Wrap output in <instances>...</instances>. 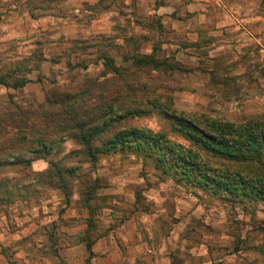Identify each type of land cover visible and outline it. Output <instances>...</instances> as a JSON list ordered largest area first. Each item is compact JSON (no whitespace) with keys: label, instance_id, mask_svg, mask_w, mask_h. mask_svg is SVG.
<instances>
[{"label":"rangeland","instance_id":"374dc122","mask_svg":"<svg viewBox=\"0 0 264 264\" xmlns=\"http://www.w3.org/2000/svg\"><path fill=\"white\" fill-rule=\"evenodd\" d=\"M202 3L250 8L248 30L233 29L228 35L224 30L210 38L207 27L200 31H205V37L193 41L186 32L164 25L155 14L134 13L139 23L134 25L120 1L111 33H82L76 38L58 35L54 39L63 19L74 17L69 0H0V78L5 77L9 84L30 80L23 88L0 86V109L14 104L36 108L55 92L80 88L87 81L95 88L111 84L119 78L108 65L113 60L121 78L136 91L123 93L114 103L115 112L127 118L126 125L166 133L171 140L188 146L190 142L174 131L168 113L176 111L197 122H264V0ZM11 11L33 20L49 15L55 19L45 30L34 22V33L8 38L5 24ZM86 15L80 18L84 23L89 21ZM100 35L105 37L96 38ZM146 55L154 56L156 67L138 66ZM57 61H62L63 67H58L59 71L56 67L55 75L48 73L50 62ZM104 94L97 89L88 94L84 105L90 106V116L102 117L100 104L106 107L103 96L108 97L109 92ZM128 109L138 110L140 115L133 117L126 113ZM31 124L42 122L36 119ZM124 129L127 127H121ZM11 132L20 145L11 154H0V181L12 187L14 200L0 204V220L6 217L10 224V220L31 214H36L35 218L67 214L63 186L57 180L50 183L46 173L52 164L78 166L76 175L66 180L69 201L76 203L86 184L99 180L96 204L102 199L108 205L98 207L101 230L108 224L116 229L124 217H135L146 234L142 242L149 247L146 256H152L156 264H264V200L217 195L173 177L164 180L153 160L132 151L102 155L91 166L70 154L78 146L63 135L46 153H34V146L29 145L34 136L29 134L23 141V136L16 134L18 129ZM203 156L217 171L241 168L257 173L264 169V150L258 159L242 163L206 152Z\"/></svg>","mask_w":264,"mask_h":264},{"label":"trees","instance_id":"16d2710c","mask_svg":"<svg viewBox=\"0 0 264 264\" xmlns=\"http://www.w3.org/2000/svg\"><path fill=\"white\" fill-rule=\"evenodd\" d=\"M102 1L104 4V1L107 0H101V4ZM31 16L34 17V12ZM104 37V35L96 36V38ZM140 64L155 66L157 63L154 61L153 55H146L145 58L138 61V66ZM108 65L119 78L111 84H104L99 87L100 89L90 86L87 81L80 88L71 86L60 92H55L53 97L47 98L45 103H38L36 108L14 104L13 107L0 109V154H11L15 147L20 145L19 141L14 138L15 134H10L15 128L19 132L16 134L23 136V141L27 140L29 134L34 136L33 142L29 141V145L34 146L32 148L34 153H37L38 150L46 153L51 145L63 135L71 137L78 146L70 154L80 157L82 162L89 163L91 166H95L102 155L132 151L153 160L164 180L173 177L217 195L224 194L238 199L246 197L253 200H264V169L257 173L246 172L241 168L217 171L204 160L203 156V152L211 153L215 157L235 163L258 159L264 150V135H262L264 122L249 121L242 125L210 119L197 122L177 114L176 111L172 114L168 113L174 131L190 142V145L183 146L179 142L171 140L166 133H153L144 128L124 124L127 118L125 115L122 116L115 112L114 103L121 98L123 93L136 91L132 89L131 83L128 84L125 78H121V71L115 69L116 65L113 60H109ZM29 81L24 79L9 84L5 77L0 78V84L15 89L24 87ZM94 89H97L100 94L109 92L108 97L103 96V101L107 100L108 102L106 107L100 104L102 117L90 116L88 114L90 106L84 105L88 94L93 93ZM126 113L133 117L140 115L138 110L128 109ZM116 117L120 120L115 119ZM36 119L41 120L42 125L31 124ZM119 121L122 125H118ZM20 124L24 126L20 127ZM121 127H127V129L121 130ZM78 169V166L52 164L47 170L49 182L53 183L57 180L63 186L67 201L71 196L66 182L67 177L75 176ZM99 189V180L87 183L85 191L81 193L79 199L81 205L90 211L88 229L83 237L89 251H92L97 236L95 234V230L97 231L95 216L98 207L108 206L102 202L101 198H99L101 204L100 202L99 205L96 204ZM12 190L6 181H0V204L13 202ZM54 227L46 228V230L51 241L55 244L56 239L52 236ZM53 253L59 257L56 250Z\"/></svg>","mask_w":264,"mask_h":264},{"label":"crops","instance_id":"0c3cea01","mask_svg":"<svg viewBox=\"0 0 264 264\" xmlns=\"http://www.w3.org/2000/svg\"><path fill=\"white\" fill-rule=\"evenodd\" d=\"M120 1L121 8L129 11L133 17L134 25H139L134 13L155 14L164 25L170 26L175 32H186L193 41L205 37V31H200L207 27L210 29V38H215L224 30L228 35L233 29L240 31L239 29L246 28L251 20L248 12L252 11L250 8L246 10L242 5H239L240 8L237 6L238 10L235 6L223 3H219V6L214 3L212 7L206 6L202 3L203 0H107L104 4L103 1L100 3L101 0H69L74 17L63 21L60 19L62 24L55 32L54 39L58 35L76 38L82 36V33H111L116 23L113 17L120 12L117 6ZM11 12L12 15L5 24L9 29L8 38H20L24 33H34L37 29L34 22H39L42 30H45L49 23L53 24L51 19H55L49 15L33 20L26 15H20L18 11ZM85 14L89 19L88 23L80 20ZM58 67H63L62 61L50 62L48 73L53 72L55 75L58 72L54 69ZM79 199L76 203L68 201L67 214L62 216L46 214L43 218H35L36 214H31L21 219L15 218L16 221L10 220V224L6 217H2L0 264H156L157 261L152 256H146L149 247L142 245L146 234L135 217H124V221L116 229L108 224L107 228L101 230V214H96L97 236L92 251H89L83 237L88 229L90 211L78 205ZM52 226H55L52 234L56 239L55 244L46 230ZM38 236L40 240L37 239ZM54 250L59 257L54 255Z\"/></svg>","mask_w":264,"mask_h":264}]
</instances>
